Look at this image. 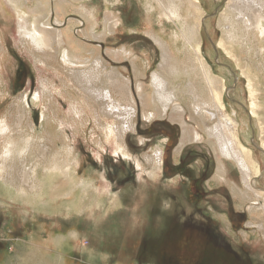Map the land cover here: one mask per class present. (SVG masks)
Here are the masks:
<instances>
[{
	"label": "rangeland",
	"instance_id": "rangeland-1",
	"mask_svg": "<svg viewBox=\"0 0 264 264\" xmlns=\"http://www.w3.org/2000/svg\"><path fill=\"white\" fill-rule=\"evenodd\" d=\"M164 1L169 2L170 0ZM84 2V5L88 3L86 7L90 11H94L96 6L99 8V21L96 27L98 32H107L104 30L105 19L111 20L110 18L114 16L116 18L118 16L124 25L110 33L108 31V40L104 36L102 40L91 38L85 35L84 31L89 26L81 14L74 10L75 6L63 18L59 28L64 32L67 31L65 35L72 32L71 35L82 40L81 42L87 46L88 50L76 47V49H70L74 55L79 57V61L76 60L78 66L90 69V66L93 64L96 66L98 63V68L88 71V74L94 78V84L100 85L98 80L113 72L118 75L121 83L125 82L123 77H128V89L125 90L121 86L114 88L109 85L108 90L112 97L122 101L121 103L128 108H130L129 103L122 97L125 93H131L135 100L137 113L132 120L134 123L132 121L128 123V113L131 111L128 110L127 113L125 111L124 120L128 123L127 125L133 123L135 126L133 130H128L125 134L124 142L127 148L123 150L124 154L117 152L115 140L106 136V131L114 124V120L110 114H105L101 110L105 109V106H102L104 103L99 105L95 101L92 90L91 92L80 90L79 82L75 83L78 89L68 87L67 90L62 80L66 75L59 71L58 66L46 55L47 53L34 49L33 44L26 37L21 36L20 38L18 26L21 20H18L15 11L5 7L3 0H0V131L4 125L5 127L10 126L6 134L0 132V152L7 139H19L20 143L29 139L33 148L34 146L40 147L41 150L44 147L47 148L48 158L51 156L50 152H57L61 163L66 161L80 163L73 171L77 182L70 180L66 183L61 174L55 184L58 187L53 186L55 192H51L50 202L41 204V194L30 195V186L25 180L29 174L27 167L33 165L35 161L38 163L43 161L42 153L39 152L41 150L38 149L32 154L22 153L20 157H15L8 163L14 166L13 170H9L14 175L12 180H7V175L0 177L2 179L0 180V206L7 215L5 219L0 217L2 238L0 264H148L152 259L151 251L164 256H161L162 260L161 258L157 260V264H195L197 262L200 264L201 259L202 264H217L216 256L213 261L208 252L202 249L200 253L199 241L190 242L183 238L180 239L179 232L202 233L204 236L210 232H233L231 237L238 242L242 238V232L254 231L262 239L257 247H263L264 217L260 220L261 229H258L247 226V218H240L232 213L233 206L239 203L238 198L232 193V184L239 182L242 185V175L237 165L228 164L230 175L228 178L231 177V179L228 181L218 179V155L210 144L202 140L181 147V139L184 135L182 122L171 119V109L169 107L165 109L163 104L158 103L159 101L156 105H152L150 101V105L145 107L143 96L138 95L137 97L136 95V90L139 94L137 83L141 81L146 85L144 93L147 91V95H153L155 92L154 75L157 72L161 73L160 63L163 59V49L154 40V29L161 33L162 30L166 32L163 34L166 39H169L178 61L192 66L194 54L184 52L186 50L184 41L181 38L177 39L174 35L180 33L178 24L167 21L168 25L161 27L160 22H157L151 13L149 14L143 0H119L118 3L116 0H85ZM228 2L229 0H204L203 10L206 13L201 16L204 57L212 66L213 73L224 77L225 80L226 78L231 79L226 80L227 86L224 93L227 108L221 110L217 107H212V109L205 107L203 122L197 120L195 122L200 123L201 128L203 126L214 127L220 125L219 122H222L225 115L233 116L234 109H236L238 111L236 118L239 121L237 128L241 139L253 150L255 160L260 164L264 174V150L261 145L264 128L262 130L259 121L248 110L250 102L247 89L248 80L247 76L242 74V70L246 72L249 67L257 80L258 87L263 92L260 99V114L261 121H264V35L258 32L257 40L251 36L245 40H234L233 42L228 33L231 34L233 31L239 33L242 25L237 22L231 26L232 21L225 20L226 16H230L224 13ZM259 2L264 3L263 0L254 1L256 4ZM35 4L34 1L29 2L30 6L33 5L32 7ZM261 6L264 7V4ZM109 14H111L110 17ZM54 17L55 15H53L52 22H54ZM70 21L75 22L73 24ZM223 39L226 41V48L231 49L232 54H228L226 49L220 46L219 43ZM123 46L133 47L136 55L144 58L141 62L142 69L135 68L127 57H119L115 54H125ZM93 49L96 51L92 52ZM29 50L37 51L38 60L29 53ZM195 68L196 70L191 73V78L194 81L195 91L202 99L207 83L203 70ZM170 78H173L175 86L181 89L179 100L183 104L186 103L185 105H190V101L193 102L194 98L188 92L189 79L185 75L176 78L169 76ZM43 83H47V86L56 94L55 102L50 100L52 98L49 96L44 95ZM59 89L63 90L64 96L57 93ZM138 101L141 102V107L144 106L142 107L143 118L145 111H152L154 108L158 109L156 116L166 115L167 118H158L153 123L144 119L145 122L141 119ZM232 106L235 108L233 109ZM192 109L195 111L191 106L192 115H194L195 112ZM241 110L245 114L242 112L239 117ZM97 111L99 112L96 113ZM196 114L199 119L200 114ZM185 118L189 123L191 122V125H196L195 122L189 120V115ZM158 145L159 147L163 145L165 158L163 153V165L153 179L148 176V172H143L139 168L138 163L140 162L144 167H150V160L146 156L153 153ZM126 153L129 155L125 156ZM45 163L39 164L37 173L44 174L46 184L51 185L49 177L44 173ZM85 176L87 178L90 176V188L82 184L81 180ZM104 185L113 198L124 196L125 201L130 205L128 204L129 207L124 210L125 212L123 211L124 213L120 211L119 214L103 207L97 210V212L102 211L101 215L106 218V221L102 223V233L94 236L95 221L92 219L94 215H91V210L87 209L86 213L73 216L63 213L66 212L67 206L73 204H78L79 210L84 211L89 204L93 207L97 202L100 203L102 197L104 200L107 198L105 201L110 204L109 193L100 198V191ZM144 185L149 193L143 191ZM151 185H154L153 188H149ZM258 186L264 191L263 181ZM142 193L147 196L146 200L149 203L148 205L144 203L146 206L139 204L140 208H135V210L136 199L138 197L140 200L144 196ZM236 196L246 199L239 194ZM48 204H50V209ZM56 207L60 214L51 212L57 209ZM113 213L117 216L113 217ZM125 214L126 217H123ZM223 216L228 221H225ZM162 220H165L164 224ZM167 220L169 222H166ZM163 226L170 228V233L165 230L160 232L162 229L160 227ZM8 228L14 230L21 240L10 239L7 233ZM128 231L132 236L126 235ZM168 235L170 239L167 238ZM201 242L203 248L206 243H210L204 237ZM213 242L225 245L223 249L226 257H220L219 264H230V261H226L228 256L231 260H236L239 255L238 261L244 260V249L233 247L232 241L229 240L228 244L225 239L213 240ZM247 243L246 247H251L249 242ZM229 249L237 252L233 253ZM7 253L10 254L9 257Z\"/></svg>",
	"mask_w": 264,
	"mask_h": 264
},
{
	"label": "bare ground",
	"instance_id": "bare-ground-1",
	"mask_svg": "<svg viewBox=\"0 0 264 264\" xmlns=\"http://www.w3.org/2000/svg\"><path fill=\"white\" fill-rule=\"evenodd\" d=\"M30 1H34L36 3L34 7H32L33 5L32 6L29 5ZM84 1L85 0H3V3L5 5V7L15 11L16 17L18 18V20L19 19L21 20V22L18 26L20 38H21V36L26 37L27 40H29L33 44L32 46H34V49H38V51L41 50V52L43 51V53L44 52L47 53L46 55H48L51 59H53L55 65L58 66L59 71L66 75L65 77L63 76L62 80L64 81V87L67 88V90H68V87L77 88L78 86L76 87V84H77L76 82H79L80 83V86H79L80 90H83L84 92H89V91L91 92V90H92V94H93L92 96H93V98L95 96V98H94L95 101L99 105H102L104 103L102 106H105L104 107L105 109H101V108L100 109L103 110L105 112V114H110L114 120L113 121L114 124L111 125V127L108 129V131H106V136L113 138V140H115L114 141L115 142V150L117 152L120 151L124 154L123 150L127 148L125 145L126 143L124 142L125 141V134L128 130H133V127L135 126L133 124L134 122L132 121L134 115L136 116V113H137L136 108H135V100H134V98L130 92L128 94L127 93L124 94V97H122V99L129 103L130 108H128L127 106H124L121 103L122 101H118L117 99L112 97V95H110V93H109L110 91L108 90V88L110 85L114 88L116 86H119V87L121 86L125 90L128 89V87H129L128 83H127L128 77H123L125 82L123 81V83H121L120 80L118 79V75H116L113 72L112 74H109L107 77L104 76L103 78L98 80V81H100V85L94 84V82H93L94 78L90 74H88V71L93 70V68L94 69L98 68V66H99L98 63H96V66H95V64L90 66L89 67L90 69H86L87 67L84 68L85 66H78V63L76 62V60H78L79 57L77 55H74L70 49H72V48H74V49L83 48L85 50H88L87 46L85 44H83V42H81L82 40L80 41L79 39L75 38L76 36L74 37L73 35H71L72 32L70 34L68 33L67 35H65L67 33V31L65 30V32H64V31H62V29L59 28V24L61 23L63 18H65L67 13L70 11V9H72V7H75V6L76 7L74 10L78 11L81 14V17L84 19V21L89 26L86 29L84 28L86 30V31H84L86 33L85 35H87L91 38H96L98 40H100V39L102 40L103 36H104L107 39L110 31L112 32L113 30L118 29L119 27H121L124 24L122 23V21L119 19L118 16H117V18H116V16H114V17L110 18L111 20L105 19L104 30H107V32H101V33L98 32V30H96V27L98 26V21H99V8L96 6L93 9L94 11H90V9H88L86 7V5L88 3L86 5H84L85 4ZM116 1L118 3L119 0H116ZM254 1L253 0H229L224 13H226L225 15L228 14L230 16H226L225 20L226 21H232L231 26H234L235 24H237V22L241 23V25H242L241 31H239V33H234V31H233V33L231 32V34L228 33V35H230L231 39H233V42H234V40L242 41V40H245L246 38H250L251 36L255 37L257 40L256 35L258 34V32L264 35V7L261 6V4H264V3L259 2L258 4H256V3H254ZM75 2H77V3H75ZM143 3L145 5V7L147 8L149 14L151 13L152 17L156 18L157 22H160L161 27L167 26L168 25L167 21L178 24L179 29H180V33L178 32V33H175L174 35L176 36L177 39L181 38L184 41V42L182 41L186 46L185 47L186 50H184V52L186 51V53H188V52L193 53L194 57H195V58H193L194 62L192 64V66H188L185 63H181L180 61H178V58L176 57L174 51L171 48V44H170L169 39H166L164 34H163L166 32H163V30H162V33H161L160 31L154 29L153 37H154L155 42L163 49V51H162L163 59H162V62L160 63L161 73L157 72L153 78L154 87H155V92L153 95H147L146 94L147 91H145V93H144V88L146 85H144L142 83V81L137 83V89L139 92L138 95L143 96L142 99L144 102V106L146 107L148 104L150 105V101H151L152 105L153 104L156 105V103L159 101L158 103L163 104L165 109H167L168 107H169V109H171V111H172L171 112V119L172 120H178L179 122L180 121L182 122V127H183V132H184L183 138L181 139L182 147L189 142L202 141V140L205 141L206 140L210 144L213 151L216 152L218 155V160H219L217 162L218 163V166H217L218 167V169H217L218 170V172H217L218 179H220V180L225 179L226 181L231 179V177L228 178V176H230L228 174L229 165L230 166H231V164L237 165V167L239 168L238 170H240V173L242 175V179H241L242 185H240L239 182H234L232 184V187L234 188V192H236V194H239L242 197L246 198V200L249 199L247 211L249 212L250 218H252V219L253 218H257V219L262 218L264 215V191L260 190L258 185L260 184L261 181L264 182V174H263V171L260 167V164L255 160L253 150L250 147H248L243 142V140L241 139L240 132L237 128L239 125V121L236 118L238 111L236 109H234L235 108L234 106H232L234 109L233 116H231L230 114H227V116L225 115L222 122H219L220 125L218 124L217 126H214V127L203 126V128H201L202 126L200 125V123L195 122V120H197L198 122H200V121L203 122V118L205 116V115H203L205 107H208V109H209V107L211 109H212V107H214V108L217 107L218 109H221V110L227 108L226 102L224 99V93H225V89L227 86L226 80L230 79V78H226V80H225L224 77H221L219 75L217 76L215 73H213L212 66L208 64L207 59L204 57V54H203L204 43H203V36H202V31H201L202 26H203V20H201V18H202L201 16H203L202 14L206 13L203 10L204 0H170L169 2H165L164 0H143ZM260 7H262V8H260ZM3 9L5 10V8H3ZM105 9H106V7H105ZM108 12H110V11H108ZM111 14H109L108 16L110 17ZM53 15H55L54 22H52L53 21ZM71 20H73V19H71ZM74 22L75 21H70V23H73V24H74ZM82 25H84V24H82ZM70 29H71V27H70ZM63 30H64V28H63ZM233 30H235V28ZM81 31H82V29H81ZM108 31H109V33H108ZM225 43H226V41L223 39V40H221V42L219 44L224 50L226 49V52L228 54H230L232 51H231V49L226 48L227 46ZM261 45L262 44H260V46ZM263 46H261V47H263ZM93 50H91V51L92 52L96 51L95 49H93ZM123 51L125 52V54H122V53H119L120 55L118 53H115V54L119 57L125 56L127 58H131V62L133 64V66L135 68L137 67L140 69L141 65H142L141 62H143L144 58L136 55L133 47H123ZM29 53L36 60H38L36 50H32V51L29 50ZM100 66H101V64H100ZM195 67L199 68L200 70H203L204 78H205V81L207 83V85L205 86L206 89L204 88L205 92H204V95L202 96V99L199 98L200 95L195 91L194 81L191 78V73L196 70ZM247 68L248 69L246 70V72L244 70H242V72H243L242 74H245L247 76V80H248L247 89H248V96H249V100H250L248 110H250L251 115L259 121V125L263 130L264 121H261L262 119H261V114H260L261 113L260 99L263 96V92L258 87L257 80H256L255 76L252 75L250 68L249 67H247ZM54 70H56V69H54ZM139 72H142V71H139ZM139 74H141V73H139ZM181 75H185L190 81L189 87H188L189 91L188 90L187 91L189 93H191L192 97L194 98L193 102L190 101V103H191L190 105H185L186 103L183 104L181 102V100H179L180 99L179 94L181 93V89L178 86H175V83L173 82L174 81L173 78H172L173 80L171 78L169 79V76L176 78V77H179ZM78 77H80V78H78ZM119 83H121V84H119ZM47 85H48L47 83H43L44 95L49 96L50 98H52L50 100L55 102V95L56 94ZM87 90H89V91H87ZM57 93H60L64 96V92L61 89H59L57 91ZM95 93H97L99 97ZM106 101H108V102H106ZM144 106H142V107H144ZM191 106L194 107L195 111L193 109L192 110L195 113L200 114L199 119H198L197 114L195 115V113H194V115H192ZM74 107L75 106H73V109H75ZM77 107L78 106L76 105V108ZM79 107H80V105H79ZM148 108H150V107H148ZM152 108H154V107L152 106ZM80 109H81V107H80ZM81 110H83V109H81ZM128 110L131 111V113H128V119L129 120H127V121H128V123L130 121H132L133 122L132 125H130V124L127 125L128 123L124 120V116H125L124 112L126 111V113H127ZM157 111H158L157 108L156 109L154 108V110H152V111H145L144 112V119H146L147 121L152 120L153 118L156 117ZM98 112L99 111H97L96 113H98ZM219 112H220V110H219ZM242 112H243L242 110L239 112V115H238L239 117H241ZM76 113H78V112H76ZM243 114H245V112H243ZM188 115H189V120H192L193 122H195L196 125L195 124L191 125L190 124L191 122L190 123L188 122V120L185 118V117H188ZM1 122H3V121H1ZM4 127H5V125L1 128L0 132H4L6 134L9 131L10 126L5 127V128ZM31 129H32V127H31ZM23 138H24V136H23ZM22 142H23V140H22ZM261 145H262V148L264 150V138L262 139ZM38 149L41 150L40 147L36 148L34 146V148H33V144L30 142L29 139H27V140L25 139L24 143H20L19 139L18 140L17 139L14 140L12 138L7 139L6 143L4 144V146L0 152V177H5V175H7L8 176L7 180H12L13 179L12 176L14 174L11 173L9 170H13L14 166H10L8 163L13 161V159L15 157H17V158H18V156L20 157V155L22 153H24V155H25V153H31L32 154V153L36 152ZM39 152L42 153L41 159L44 162L39 160L40 162L38 163L35 161L33 163V165H31L30 167H27V171H29V174H27L28 176L26 177L25 180L30 186L29 187L30 188V190H29L30 195L31 194H41V196H42L41 202H40V204H41V203H47L48 201L50 202L49 198L51 196V192H55V189H53V186L55 188L58 187L55 184H57V178L61 174H62L61 176L65 178L66 183H68L70 180L76 181L75 176L73 175V173H74L73 171L75 169H77V166L80 163L71 162V161L70 162L66 161V162L61 163V162H59V156H58L57 152L56 153L50 152L51 156L48 158L46 155V154H48V149L47 148L45 149V147L43 150H41ZM128 155H129L128 153L125 154V156H128ZM149 155L146 157H148L149 158L148 160H150V162H149L150 168L148 169V168H146L147 166L146 167L142 166V164H140V162L138 163V166L143 172H148V176H150L151 178L154 179L156 174L161 169V166L163 165V150H160V147L155 148L154 152L149 154ZM38 159H40V157ZM68 159L70 160V158H68ZM228 160H229V162H228ZM45 161H46V163H45ZM43 163H45L44 173H45V175H47L49 177L51 185L46 184V178L43 177L44 174L42 175V173H41V175H40L37 173V172H39V171H37L38 167ZM40 172H42V171L40 170ZM91 175H92V173H91ZM260 177H261V179L259 180ZM85 178H87V176H85ZM85 178H83L81 180L82 184H85V187L87 186L90 188L91 187L90 176L87 179H85ZM255 178H258V179L255 180ZM0 180H2V179L0 178ZM145 187L146 186L144 185L143 191L145 193H149V191L147 189H145ZM81 188H82V186H81ZM89 188L87 190H89ZM151 188H153V186H151ZM87 190H84V192H87ZM42 192H45V193H42ZM106 193H107V195H108V193L110 195V201L108 200L110 202V204H108L107 201H105V200H107V198L104 200V197H102V195L105 196ZM100 194H101L100 198L102 197V200L100 203L97 202V204H95L96 206L95 205L93 206L95 208H93L92 205L89 204V206L84 211H80L79 205L73 204L71 206H67L66 212L63 213V214H68L69 216H73V215H77V214H84L87 212V209L91 210V215L92 214L94 215V216L92 215L93 216L92 219L95 221L94 222L95 229L93 231L95 233L94 236H98L100 233H102V231H103L102 223H104L106 221V218L103 217V215H101L102 211L97 212V210H100V208L103 207V208H106V210L112 209V210H114L113 212H117L119 214L120 211L123 212L124 210H126L129 207L128 204L130 205L129 202L125 201L124 196H122V197L117 196V197L113 198L111 192L107 189V187L105 185L103 186L102 190L100 191ZM142 195H144V196L140 200L137 197V199H136L137 201L134 204V209L138 208V207L140 208L139 204L146 203L148 205V202L146 200L147 196L143 193H142ZM252 198H254V199H252ZM148 200H150V199H148ZM146 204H144L143 206H146ZM55 205H57V204H55ZM49 206H50V204H48V207ZM50 208L51 207H49V209ZM241 208H243V207H241ZM141 209H143V208H141ZM146 211H147V209H146ZM162 211L164 213V210H162ZM51 212L60 214L58 208L51 211ZM126 212H128V211H126ZM156 212H157V210H156ZM114 215H115V217L117 216L116 214L113 213L112 216L114 217ZM162 215H164V214H162ZM69 216H67V217H69ZM123 217H126V214ZM162 218H163V216H162ZM165 218L166 217L164 216V219ZM70 221H72V219ZM164 221H163V224H164ZM111 223H112V220H111ZM114 224H115V222H114ZM128 224H126V225H128ZM136 224H137V222H136ZM158 224H160V222ZM115 226L116 225H114V227ZM160 226H161V224H160ZM93 227H92V229H93ZM160 228L163 229L164 226L160 227ZM162 229H160V230H162ZM149 230H150V228H149ZM126 235L132 236L129 234V231L127 232ZM133 235H135V234H133Z\"/></svg>",
	"mask_w": 264,
	"mask_h": 264
},
{
	"label": "crops",
	"instance_id": "crops-1",
	"mask_svg": "<svg viewBox=\"0 0 264 264\" xmlns=\"http://www.w3.org/2000/svg\"><path fill=\"white\" fill-rule=\"evenodd\" d=\"M123 47H125V46H123ZM127 47V46H126ZM131 47V46H130ZM125 58V57H124ZM130 60L131 61V58H127V60ZM130 63H132V62H130ZM133 79H135L134 77H133ZM136 95H137V97H138V94H137V90H136ZM139 99V98H138ZM140 100V99H139ZM141 101V100H140ZM140 101H138V104H139V111H140V113H141V119H143L144 120V118L142 117L143 116V114H142V112H143V109H142V107H141V102ZM163 117H166V116H156L155 118H153L152 120H150L149 122L150 123H153V122H155L158 118H163ZM167 118V117H166ZM145 121V120H144ZM146 122V121H145ZM170 141V140H169ZM189 143H192V142H189ZM188 144V143H187ZM186 144V145H187ZM181 147H182V144L180 145ZM185 146V145H184ZM183 146V147H184ZM156 148H159V145L158 146H156ZM160 149H162L163 150V153H164V158H165V152H164V148H163V145L160 147ZM163 162H164V160H163ZM148 169L150 168L149 166L147 167ZM151 186H154V185H151ZM151 186H149V188H151ZM10 187V186H9ZM232 188V193L234 194V196L236 197V198H238V201H239V203L236 205V206H233V208H232V213L234 214V215H237L238 217H240V218H247V220H246V223H247V226H249V227H256V228H258V229H261L260 227H259V224H262V222H260V220L264 217V215H263V217L262 218H250V216H249V212L247 211V206H248V204H249V199H242V198H240V197H237L236 196V194H235V192H234V188L233 187H231ZM7 189H9L8 187H7ZM143 189V188H142ZM261 189V188H260ZM148 190V189H147ZM149 191V190H148ZM25 195H26V193H25ZM30 196V195H29ZM31 197V196H30ZM50 197H52V196H50ZM147 199V198H146ZM253 199V198H252ZM31 200V199H30ZM49 200H50V198H49ZM52 200V199H51ZM148 202V201H147ZM149 203V202H148ZM241 207H243V208H241ZM212 209V208H211ZM6 212L4 211V210H2V206H0V217H3V219H5L6 218ZM223 219L225 220V221H228V220H226V218H225V216H223ZM254 220V221H253ZM256 220V221H255ZM251 221V222H250ZM166 222H169V220H167ZM166 225H167V223H166ZM162 230H165V232L167 231L168 233H170V228H166V227H164ZM162 230L160 231V232H162ZM174 232V231H173ZM264 232V231H263ZM7 233H9V238L10 239H12V240H14V241H19V240H21V238L19 237V236H16V234L14 233V230H11L10 228H8L7 229ZM14 233V234H13ZM233 232H223V231H218V232H210L209 234H207L206 236H204L202 233H199V234H197V233H188V232H185V233H182V232H179V237H180V239H185V240H188V241H199V245H200V247H199V250H200V253L202 252V249H203V251H205L206 253L208 252L210 255H211V257H212V260L213 261H215V256H216V259H217V264H219V262H220V257H224L225 256V254H224V247H225V245L224 246H222V245H219V243H214L213 242V240L215 241V240H226L227 242V244L229 243V240L230 241H232V246L233 247H236L237 249H240L241 247L244 249V251H245V256H244V260H242V261H238V259H239V255H237V258H236V260H231V258L228 256V258H227V262L228 261H230V264H263L264 263V260H263V258H264V246L263 247H257V245H259L260 244V242L262 241V239H261V237L257 234V232H251V233H249V232H242L241 233V236H242V238L241 239H239L238 240V242L237 241H235V239L234 238H232L231 237V234H232ZM8 235V234H7ZM215 235V236H214ZM203 237H204V239H206V240H208V241H210V243L208 244V243H206L205 244V248H203V247H201L202 246V242H201V240L203 239ZM168 239H170V235H168V237H167ZM7 240H9V239H7ZM249 242V246H251V247H246L247 245H248V243L247 242ZM2 242V238H1V235H0V243ZM210 245V246H209ZM1 246V245H0ZM224 248V249H223ZM255 248H259L258 250L256 249L255 250ZM231 252H233V253H235V252H237L236 250H234V249H229ZM10 253V252H9ZM9 253H7V256L9 257L10 256V254ZM151 253V255H152V259H150V261L148 262V264H157L158 262H157V260L158 259H160L161 258V260H162V257L161 256H163L162 254H160V253H155L154 251L152 252H150ZM155 255V256H154ZM200 255V254H199ZM155 257V258H154ZM164 257V256H163ZM226 257V256H225ZM159 261V260H158ZM199 262H201L200 264H202V259L199 261ZM206 262V261H205ZM195 264H198V262L197 263H195ZM229 264V263H228Z\"/></svg>",
	"mask_w": 264,
	"mask_h": 264
}]
</instances>
